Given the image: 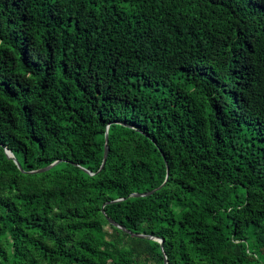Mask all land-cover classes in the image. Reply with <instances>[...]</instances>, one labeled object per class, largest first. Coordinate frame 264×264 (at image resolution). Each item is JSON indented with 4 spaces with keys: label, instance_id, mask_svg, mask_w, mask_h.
Returning a JSON list of instances; mask_svg holds the SVG:
<instances>
[{
    "label": "trees",
    "instance_id": "16d2710c",
    "mask_svg": "<svg viewBox=\"0 0 264 264\" xmlns=\"http://www.w3.org/2000/svg\"><path fill=\"white\" fill-rule=\"evenodd\" d=\"M164 260L264 264V0H0V264Z\"/></svg>",
    "mask_w": 264,
    "mask_h": 264
},
{
    "label": "water",
    "instance_id": "95a60500",
    "mask_svg": "<svg viewBox=\"0 0 264 264\" xmlns=\"http://www.w3.org/2000/svg\"><path fill=\"white\" fill-rule=\"evenodd\" d=\"M106 144H107V133H105V136H104V151H103L102 163H101L100 169L103 168L104 163H105V160H106V156H107V145H106ZM4 152H5L6 157H7L8 159H11V160L16 164V166L18 167V169L20 170L21 168H20V166L18 165L17 161L14 159L13 155L11 154V152L8 151L7 149H5ZM57 163H58V162L56 161V162H54V163H52V164H50V165H48V166H46V167H44V168H42V169H39V170H36V171H31V172H29V173H30V174H32V173H41V172H43V171H46V170L50 169L51 167H53V166L56 165ZM154 191H155V190H152V191H149V192H146V193H140V194H138V193H133V194H130L129 197H145V196H148V195L152 194ZM121 200H122V199H117V200H115V201H113V202H119V201H121ZM107 221H108L109 224H111V225H113V226H115V227H118V228H120V229H123V228L119 227L117 224H115V223H114L112 220H110L109 218H107ZM133 236H135V237H139V238H145L144 235H133ZM148 238H151V237H148ZM152 239H154V240H156L157 242H159V243H160V247H162L163 242H162L161 239H157V238H152ZM164 264H166L165 260H164Z\"/></svg>",
    "mask_w": 264,
    "mask_h": 264
}]
</instances>
